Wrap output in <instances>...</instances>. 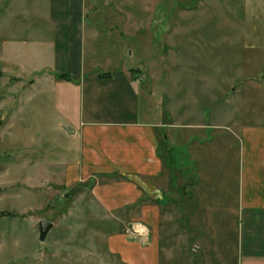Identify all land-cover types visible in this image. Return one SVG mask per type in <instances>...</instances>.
<instances>
[{
	"label": "crops",
	"instance_id": "0c3cea01",
	"mask_svg": "<svg viewBox=\"0 0 264 264\" xmlns=\"http://www.w3.org/2000/svg\"><path fill=\"white\" fill-rule=\"evenodd\" d=\"M112 1L0 0V69L8 51L36 52L32 63L40 69L30 77L31 87L48 88L57 129L66 141L61 158H53L48 168L60 171L67 186L94 181L89 189L94 209L109 212L112 219L107 249L124 264H160L161 213L167 209L204 232L212 264H264V124L238 126L236 146L225 134L222 145L208 149L211 158L209 153L196 157L201 153L192 145L197 140L192 132L183 134L190 136L188 142H172L155 86L158 75L150 86L152 74L144 71L150 52L159 48L148 36L150 13L140 26L120 33L123 47L118 43L115 49L133 41L146 54L130 63L120 55L98 59L100 50L114 51L109 44L113 30L99 26L98 7ZM18 57L11 56L20 62ZM189 126L224 129L219 123ZM197 249L203 254V245Z\"/></svg>",
	"mask_w": 264,
	"mask_h": 264
},
{
	"label": "rangeland",
	"instance_id": "374dc122",
	"mask_svg": "<svg viewBox=\"0 0 264 264\" xmlns=\"http://www.w3.org/2000/svg\"><path fill=\"white\" fill-rule=\"evenodd\" d=\"M98 7L99 26L114 35L109 43L114 51L100 50V61L120 55L130 63L146 54L133 41L115 49L125 28L140 26L147 12L153 17L148 36L159 48L150 52L144 71L152 74L150 86L158 75L155 86L172 142H188L190 136L183 134L192 132L197 136L192 145L201 153L196 157L209 153L211 158L208 149L222 145L225 134L236 146L238 126L264 124V0H113ZM131 52L136 56L130 57ZM35 53L8 51L1 68L6 70L0 69V264H124L107 249L112 219L109 212L94 209L89 190L94 181L67 186L60 171L48 168L53 158H61L66 141L57 129L48 88L31 87L30 77L40 69L32 63ZM193 123H219L224 129L195 131L189 126ZM42 220L53 223L44 239ZM192 230L177 211L161 213L160 264L213 263L204 232Z\"/></svg>",
	"mask_w": 264,
	"mask_h": 264
},
{
	"label": "water",
	"instance_id": "95a60500",
	"mask_svg": "<svg viewBox=\"0 0 264 264\" xmlns=\"http://www.w3.org/2000/svg\"><path fill=\"white\" fill-rule=\"evenodd\" d=\"M67 132L73 133V131L71 132L69 129H67ZM52 227H53V223L47 220H42L40 222V238L44 239Z\"/></svg>",
	"mask_w": 264,
	"mask_h": 264
},
{
	"label": "trees",
	"instance_id": "16d2710c",
	"mask_svg": "<svg viewBox=\"0 0 264 264\" xmlns=\"http://www.w3.org/2000/svg\"><path fill=\"white\" fill-rule=\"evenodd\" d=\"M2 72L0 71V74H1Z\"/></svg>",
	"mask_w": 264,
	"mask_h": 264
}]
</instances>
